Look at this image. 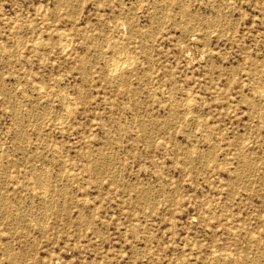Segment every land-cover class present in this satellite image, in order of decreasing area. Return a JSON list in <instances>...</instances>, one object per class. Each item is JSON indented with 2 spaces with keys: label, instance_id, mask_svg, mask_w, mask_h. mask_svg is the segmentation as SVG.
Segmentation results:
<instances>
[{
  "label": "rangeland",
  "instance_id": "rangeland-1",
  "mask_svg": "<svg viewBox=\"0 0 264 264\" xmlns=\"http://www.w3.org/2000/svg\"><path fill=\"white\" fill-rule=\"evenodd\" d=\"M0 264H264V0H0Z\"/></svg>",
  "mask_w": 264,
  "mask_h": 264
},
{
  "label": "bare ground",
  "instance_id": "bare-ground-1",
  "mask_svg": "<svg viewBox=\"0 0 264 264\" xmlns=\"http://www.w3.org/2000/svg\"><path fill=\"white\" fill-rule=\"evenodd\" d=\"M60 40H61V39H60ZM64 40H65V38H64ZM67 41H68V40H67ZM70 41H71V40H70ZM66 43H67V42H66ZM66 43H65V44H66ZM70 43H71V42H70ZM67 44H68V43H67ZM2 45H3V44H2ZM67 46H68V45H67ZM64 47H65V45H64ZM64 47H63V48H64ZM66 48H67V47H66ZM61 49H62V48H61ZM5 50H6V49H5ZM127 56H128V55H127ZM120 58H121V57H120ZM124 59H125V58H124ZM124 59L122 58V60H124ZM131 59H133V58L131 57ZM131 59H130V62H131ZM117 60H118V59H117ZM127 61H128V60H127ZM119 62H120V60L118 61V63H119ZM122 63H123V62H122ZM126 63H127V62H126ZM126 63H124V64H126ZM115 64L118 66L117 62H115ZM115 64H114V65H115ZM130 64H131V63H129V65H130ZM131 65H132V64H131ZM113 67H114V69H115L116 66H113ZM117 68H118V67H117ZM120 68L122 69V67H120ZM109 69H110V68H109ZM112 70H113V69H112ZM118 70H119V69H118ZM258 93H259V92H258ZM67 99H68V98H67ZM67 99H64V101L67 100ZM68 100H69V99H68ZM64 101H63V102H64ZM70 101H71V100H70ZM74 101H75V100H74ZM67 102H68V101H66L65 103H67ZM187 103H188V102H187ZM68 104H69V102H68ZM75 104H76V103H75ZM67 106H68V105H67ZM261 115H262V114H261ZM55 152H56V151H55ZM248 170H249V169H248ZM46 187H47V185H46ZM230 262H231V261H230Z\"/></svg>",
  "mask_w": 264,
  "mask_h": 264
}]
</instances>
